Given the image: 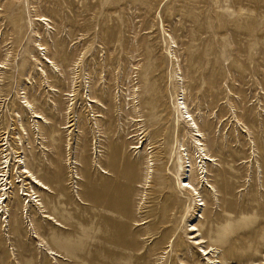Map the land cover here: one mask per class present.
I'll list each match as a JSON object with an SVG mask.
<instances>
[{
  "label": "rangeland",
  "instance_id": "rangeland-1",
  "mask_svg": "<svg viewBox=\"0 0 264 264\" xmlns=\"http://www.w3.org/2000/svg\"><path fill=\"white\" fill-rule=\"evenodd\" d=\"M0 61V264H264V0H0Z\"/></svg>",
  "mask_w": 264,
  "mask_h": 264
},
{
  "label": "bare ground",
  "instance_id": "bare-ground-1",
  "mask_svg": "<svg viewBox=\"0 0 264 264\" xmlns=\"http://www.w3.org/2000/svg\"><path fill=\"white\" fill-rule=\"evenodd\" d=\"M173 42V41H172ZM41 45V44H39ZM39 47H42V46H39ZM37 61V64H38V68H37V72H40L43 76L47 77V71L45 70V68H50L52 71H57V64L50 58H47V56L45 55L44 57V61L46 64H44L42 61L40 60H36ZM5 65V62L3 61H0V68H3ZM49 70V69H48ZM48 78V77H47ZM46 78V79H47ZM45 79V80H46ZM47 81V80H46ZM49 84V83H48ZM22 98L23 100L22 103L19 102V104H22V106L24 107V110L26 112V116L29 117V119L34 123L36 124L38 127L40 126V128H44L46 127V123L48 122L46 117L44 116L43 114V109L35 104L32 100H29V97L26 96V93H23V96L20 97ZM180 99H182L181 101H179V103L177 105H174L175 106V110L178 112L179 108L181 109H184L185 111V115L184 117L188 118V120L192 123V126L193 127V130L196 132L195 135H197V137L199 136H202L201 132H200V129L198 128V126L195 124V122H193V118L192 116L189 114V111L187 110V106L185 105V103L183 102V98L181 97ZM92 101L91 102H94V103H98V100L95 99V98H92L91 99ZM50 103V102H49ZM22 127H23V124L21 123L20 124ZM49 125V124H48ZM96 125V123H95ZM39 128V130H41ZM26 130V129H24ZM40 132V131H39ZM42 135V134H41ZM43 137V136H42ZM2 138V137H1ZM19 140H20V137H18ZM4 139V138H3ZM1 139V141L3 140ZM6 140V139H5ZM4 141V140H3ZM54 141V140H53ZM201 140L199 138H195L194 140V146L197 148V152L199 154V158L202 157V161H214L213 159V156L212 155H209V152H207V150L204 148V146L201 144L200 142ZM66 143V142H65ZM140 145H135L134 147H139L141 149L142 147V142H139ZM7 142H3L2 144L0 143V145H6ZM55 144V143H54ZM67 146V144H66ZM57 149L59 147V145H56L55 146ZM6 147L4 146L3 149H2V152L3 151H6L5 149ZM18 155V154H17ZM9 154H1V161H0V200H4L5 197H6V190H7V184H10L11 182H8L7 181V178H6V174H7V171H8V168L10 167V159L9 157ZM17 160H16V163L18 164V169H19V178L20 179V182H23L24 179L28 180L29 184L32 185L30 186L31 187V192L29 194V197L32 198V203L34 202L35 204H38L37 203L39 201L38 199V195H37V191H35L36 189H42V190H49V187L48 185L43 182L38 176L37 174L31 170L27 164L25 163L24 159L21 157V156H17L16 157ZM10 159V160H9ZM69 162V161H68ZM189 162V161H188ZM200 162V161H199ZM149 163H150V160L147 158L146 159V166L147 168H150L149 166ZM69 165L71 164H75L76 165V160H71L69 163ZM189 166V165H188ZM187 166V167H188ZM74 167V166H73ZM103 171V170H102ZM148 175V174H147ZM74 176L75 179H78L79 177L77 176V173L74 172V174L72 175ZM145 178H147V176H145ZM10 181V180H9ZM207 181V180H206ZM74 182V181H73ZM208 182V181H207ZM76 183V182H75ZM182 186L187 190V191H191L194 192L196 191L195 187H193V185L189 182V176H188V179L185 180L182 184ZM22 187V186H21ZM75 187V186H74ZM34 188V189H33ZM36 188V189H35ZM76 189V187H75ZM23 193V192H22ZM77 193V191H76ZM4 198V199H3ZM31 199L28 200V202H30ZM202 200L200 199V202L197 203L196 205L197 206H202ZM29 205V204H28ZM44 212V211H43ZM45 218H47L48 220H51L53 221L56 225H61V223L55 219V217H53L52 215L50 214H44L43 215ZM188 231L190 232V235L191 234H194L195 232H198L199 229L197 228L196 224L191 222L190 223V227L188 228ZM193 239H195V241L193 242V244H196V245H199V251L206 256V260H207V263L208 264H215V263H218V260L217 259H214L216 256H215V250L216 248L212 247V246H204L202 243H204L205 241L201 238V237H191ZM46 251L54 256H59L57 254V252H54V250H52V248H49L47 247L46 248Z\"/></svg>",
  "mask_w": 264,
  "mask_h": 264
}]
</instances>
